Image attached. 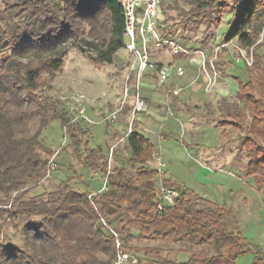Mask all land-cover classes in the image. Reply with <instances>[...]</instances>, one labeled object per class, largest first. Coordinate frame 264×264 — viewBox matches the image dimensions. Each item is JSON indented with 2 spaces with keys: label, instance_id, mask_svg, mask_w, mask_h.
<instances>
[{
  "label": "trees",
  "instance_id": "1",
  "mask_svg": "<svg viewBox=\"0 0 264 264\" xmlns=\"http://www.w3.org/2000/svg\"><path fill=\"white\" fill-rule=\"evenodd\" d=\"M180 1L193 6L191 19L204 16L218 22L224 10L232 13L223 41L236 39L242 48L256 46L253 27L264 0ZM123 29L124 14L118 0H5L0 9V192L16 191L13 215L40 217L24 224L21 246L0 243V264H111L115 258L114 239L103 228H96L98 213L86 191L74 189L65 180L50 192L27 194L37 187L53 153L40 137L54 119L68 132L78 162L89 170L106 172L103 147L97 144L82 154V134L87 130L70 122L56 104H42L35 90L43 73L52 76L61 68L70 46L87 53L94 63H111L124 47ZM236 95L247 112L234 105L218 125L245 129L237 153L245 151V174L262 187L264 194L263 55L254 54L250 77L238 81ZM131 128L125 146L129 150L127 162L135 173L130 175L123 166L113 167L106 188L96 200L99 211L116 220L120 239L129 250H133L131 241L136 237L204 242L214 250L210 255L192 252L178 261L145 246L133 250L136 264H234L247 254L253 255L250 264H264L262 246L248 242L227 204L162 178L160 183L176 187L179 195L163 210L157 209L159 172L148 163L155 147ZM132 227L138 228L137 236Z\"/></svg>",
  "mask_w": 264,
  "mask_h": 264
},
{
  "label": "rangeland",
  "instance_id": "2",
  "mask_svg": "<svg viewBox=\"0 0 264 264\" xmlns=\"http://www.w3.org/2000/svg\"><path fill=\"white\" fill-rule=\"evenodd\" d=\"M4 2L5 0H0V9L3 8ZM7 2L12 3L14 0H7ZM227 2L230 3V0ZM191 8L193 6L184 1L162 0L157 18L158 28L164 36L171 37L189 50L196 51L192 54L195 61L189 62L187 59L188 63L185 62L182 67L183 70L184 68L187 70V73H184L186 79L194 75L192 80L189 78V83L195 84L197 88L193 90L188 88L185 91L181 89L178 94L183 92L181 94L183 101L180 100L179 104H208L201 105L196 109L190 107L188 114L192 123H206L208 130L212 131V128L219 123L221 118H225V115L233 109L234 105L243 113L247 112L246 108L237 100L236 81L245 82L250 77V68L253 66L255 53L264 56V4L259 10V18L253 27L257 31L256 46L244 48L246 52L252 53L253 61L250 65L244 60L240 52L242 47L238 45L236 39L229 42L223 41L229 28L232 13L224 12L226 11L224 10L218 22H211L204 16L199 19H191V13H189ZM217 14L216 12L213 17L215 18ZM157 49L164 50L163 54L167 57L172 54L167 48H155L154 45L150 44L151 57L156 56ZM197 51H202L207 60L211 59L217 70L211 86L207 85L206 72L197 64V57L200 54ZM133 56L123 47L117 51L111 63H94L89 59L87 53H82L76 46H70L63 58L61 68L52 76L43 73L35 90V94L42 104H56L58 110L67 114L70 122L87 130L86 133L82 134L83 145L80 148L82 154H85L86 148L99 144L107 155V170L113 172L114 166H123L130 175H134L135 170L127 162L129 150L125 146V135L112 144L116 140L115 135H113L116 118L111 121L105 117L111 113L116 104L135 103L136 80L134 71L131 70L130 66ZM221 87L226 88L227 93H223V91L221 94L219 91ZM77 106L84 108L89 121L82 118L71 121L77 113ZM245 121L248 123L249 118L245 117ZM128 129L129 124L125 129V134ZM225 129L227 130L228 141H224L222 144L218 143V145H222L223 149L227 151V156L230 152L228 160L235 164V168L241 173L240 177L243 181L241 193L244 194V198L238 191L232 200V209L239 221L242 233L248 237H246L248 242L252 246L261 245V252L264 254V194L262 187L252 177L245 174V163L248 159L245 151L239 155L237 153L240 141L246 135V131L241 127L234 128L230 125H227ZM178 133V136L175 137L177 142L182 136L186 138L181 130H178ZM62 138H65L63 144ZM40 141L53 150L49 158H54L57 167L48 177L43 175L37 187L32 189L27 196L50 192L65 180L74 189L86 191L88 194L96 188L90 184V181L92 182L97 178L103 181V177L109 174H106L107 170L105 173L89 170L78 162L73 154L68 132L64 131L56 119L50 121L44 129ZM114 144L112 156L109 157V148ZM201 149L195 150L193 146H189L190 152ZM154 156L157 162H163L161 156L159 157L155 153ZM182 158L181 156L180 158H164L163 171L158 174L156 180L158 187L163 176L173 174L187 186L197 189L198 182H196L193 169ZM154 168L157 169V166ZM83 183H86V186H83ZM16 194V191L0 192V243L21 246L23 244L24 224L31 220H38L40 217L13 215L12 203ZM97 205L98 211L94 210L98 214L107 216L116 222L111 216L102 214L99 211L100 205L98 203ZM116 224L118 223L116 222ZM131 231L137 236V227H132ZM131 245L133 250L145 246L155 247L161 256H168L178 261L185 260L192 252L208 255L214 252L208 243L190 240L162 241L155 239L146 241L136 237L131 241ZM123 247L128 253L134 255L133 250L127 249L124 243ZM137 252L141 254V251ZM252 260L253 255L247 254L239 257L234 264H250Z\"/></svg>",
  "mask_w": 264,
  "mask_h": 264
},
{
  "label": "crops",
  "instance_id": "3",
  "mask_svg": "<svg viewBox=\"0 0 264 264\" xmlns=\"http://www.w3.org/2000/svg\"><path fill=\"white\" fill-rule=\"evenodd\" d=\"M156 52V56L151 57V60L157 65L178 64L184 66L188 59L184 54L181 57H177L179 54H170L167 57L163 54L164 50L162 49H157ZM184 73H187L185 68L182 75H177L174 71H171L168 79L163 83H159L157 70L147 68L140 84V92L146 100V107L133 114V104H116L113 108L118 110L113 134L116 140L112 144L124 137L125 129L131 122L135 130L153 143L155 147L154 153L159 155V157L161 156L163 163L164 158L183 157L182 160L193 169V174L197 179L196 182H198L197 189L187 186L174 177L175 175L173 174H168L163 176V178H170L182 183L196 193L225 203L232 208V200L238 191L241 193L243 181L240 177L241 173L235 168V164L228 160L230 152L228 151L229 155L227 156V151L223 149L222 145H218V143L222 144L224 141H228L226 126L223 127L217 124L212 128V131H209L206 123H192L190 121V115L188 114L190 107L196 109L201 105L208 104H179L180 100L183 101L181 97L183 92L178 94L181 89L185 91L188 88L190 90L197 88L195 84L189 83V80H192L194 75L186 79V74L184 75ZM226 80L228 81L227 78ZM238 81H236L237 91ZM219 91L222 94L223 91V93H227L228 90L221 87ZM113 109L112 111H114ZM224 119L221 118L220 121ZM223 129L225 130L224 132H222ZM178 130H181L186 135V138L182 136L177 142L175 137L179 134ZM189 146H193L195 150L202 149L190 152ZM203 150L205 151L203 152ZM148 163L156 167V157L153 156V159ZM101 183L102 180H98V178L92 180V182L90 181V184L96 186L93 190L98 189ZM83 186H86V183H83ZM242 198H244V194ZM244 236L247 237L245 234Z\"/></svg>",
  "mask_w": 264,
  "mask_h": 264
},
{
  "label": "built area",
  "instance_id": "4",
  "mask_svg": "<svg viewBox=\"0 0 264 264\" xmlns=\"http://www.w3.org/2000/svg\"><path fill=\"white\" fill-rule=\"evenodd\" d=\"M123 14H124V48L131 52L133 56V61L131 63V70L134 71L135 80H136V90L134 94L135 103L133 104L132 113L136 111L143 110L146 107V100L140 93V84L141 79L144 76V72L147 68L156 69L159 76V83H163L168 79V76L171 71H174L177 75H182L184 70L183 67L178 64H162L157 65L154 61L151 60L150 54V44L154 45L155 48H167L172 54H184L188 56V61H195V58L192 54L196 51L189 50L183 44L177 40L164 36L161 34L158 28L157 18L160 11V4L162 0H118ZM240 52L243 55L244 60L248 65L253 61L252 53L246 50ZM199 54L197 64L199 67L206 72L208 77L207 85L211 86L213 79L217 74V70L213 65L211 59L207 60L202 51H197ZM118 110H114L106 119L114 120L116 118V113ZM84 119L89 121V118L86 116L84 108L82 106H77V113L71 121L76 119ZM132 124L129 123V129L126 135L131 132ZM65 142V138H62V144ZM114 145H111L109 148V157L112 156ZM164 165L163 162H157V170L162 172ZM57 163L54 158H49L47 161V167L44 173V177H48L51 172L56 169ZM110 173L109 169L106 174ZM106 177H103L101 186L92 190L87 194V199L93 208L98 211L97 199L99 198L100 193L106 188ZM179 195V190L176 187H164L161 183L158 188L157 202L156 207L158 210H163L167 205L173 203L175 198ZM96 228H103L113 237L116 255L112 260L111 264H136L137 257L128 253L127 250L123 247V242L120 239L117 224L112 219L107 216L98 214L96 221Z\"/></svg>",
  "mask_w": 264,
  "mask_h": 264
}]
</instances>
